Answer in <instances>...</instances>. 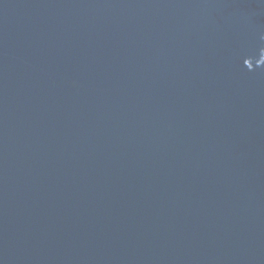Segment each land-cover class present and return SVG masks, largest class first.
<instances>
[{
  "label": "water",
  "instance_id": "95a60500",
  "mask_svg": "<svg viewBox=\"0 0 264 264\" xmlns=\"http://www.w3.org/2000/svg\"><path fill=\"white\" fill-rule=\"evenodd\" d=\"M0 264H264V0H0Z\"/></svg>",
  "mask_w": 264,
  "mask_h": 264
}]
</instances>
